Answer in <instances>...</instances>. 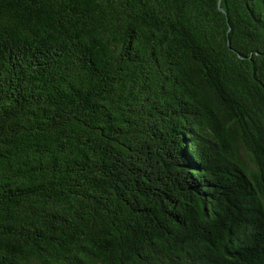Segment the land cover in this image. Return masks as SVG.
Instances as JSON below:
<instances>
[{
  "label": "trees",
  "instance_id": "16d2710c",
  "mask_svg": "<svg viewBox=\"0 0 264 264\" xmlns=\"http://www.w3.org/2000/svg\"><path fill=\"white\" fill-rule=\"evenodd\" d=\"M0 264H264V0H0Z\"/></svg>",
  "mask_w": 264,
  "mask_h": 264
}]
</instances>
